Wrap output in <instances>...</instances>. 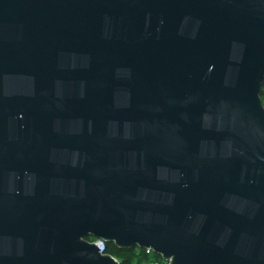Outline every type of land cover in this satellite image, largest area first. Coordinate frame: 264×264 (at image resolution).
Returning a JSON list of instances; mask_svg holds the SVG:
<instances>
[{
  "label": "water",
  "instance_id": "water-1",
  "mask_svg": "<svg viewBox=\"0 0 264 264\" xmlns=\"http://www.w3.org/2000/svg\"><path fill=\"white\" fill-rule=\"evenodd\" d=\"M264 0H0V264H264Z\"/></svg>",
  "mask_w": 264,
  "mask_h": 264
},
{
  "label": "trees",
  "instance_id": "trees-1",
  "mask_svg": "<svg viewBox=\"0 0 264 264\" xmlns=\"http://www.w3.org/2000/svg\"><path fill=\"white\" fill-rule=\"evenodd\" d=\"M264 101V87L262 92ZM91 238V237H88ZM106 252L113 254L120 261V264H144L152 260H162V256L155 254L151 256L143 248H120L113 243L106 242Z\"/></svg>",
  "mask_w": 264,
  "mask_h": 264
},
{
  "label": "built area",
  "instance_id": "built-area-1",
  "mask_svg": "<svg viewBox=\"0 0 264 264\" xmlns=\"http://www.w3.org/2000/svg\"><path fill=\"white\" fill-rule=\"evenodd\" d=\"M89 239H90V241L97 243L101 252H106L105 251L106 250V241L105 240H103L102 238H98V237H91ZM143 249H145L146 253L151 255V256H154L156 254L155 251L151 247H147V248H143ZM144 264H169V261L163 259V257H162V260H152V261H149V262L144 263Z\"/></svg>",
  "mask_w": 264,
  "mask_h": 264
}]
</instances>
